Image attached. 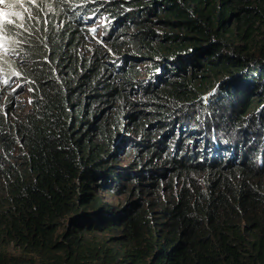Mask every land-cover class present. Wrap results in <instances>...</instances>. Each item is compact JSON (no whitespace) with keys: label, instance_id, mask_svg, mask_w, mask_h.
Returning <instances> with one entry per match:
<instances>
[{"label":"trees","instance_id":"trees-1","mask_svg":"<svg viewBox=\"0 0 264 264\" xmlns=\"http://www.w3.org/2000/svg\"><path fill=\"white\" fill-rule=\"evenodd\" d=\"M7 19L25 27L0 78L31 102L0 91V238L23 250L0 264H264V0H37ZM99 190L129 201L100 216Z\"/></svg>","mask_w":264,"mask_h":264},{"label":"rangeland","instance_id":"rangeland-1","mask_svg":"<svg viewBox=\"0 0 264 264\" xmlns=\"http://www.w3.org/2000/svg\"><path fill=\"white\" fill-rule=\"evenodd\" d=\"M30 3L27 2V0H23V2H17V0H14L13 4H4L0 5V9H2L5 13H8V15L12 16H18L20 19V16L23 15L24 13L30 12L31 8ZM103 25V21H98L97 23L91 24V29L93 32H91V35L89 37V46L94 47L96 46V43H99V36L101 35L102 28L101 26ZM98 30V33L96 32ZM0 44H3V47L0 48H6V44L4 43L3 37H0ZM141 72L142 75L146 74V66L143 64L141 66ZM17 85H20L18 80H15V83L13 82H7L5 79L0 78V91L2 90L4 92V97L8 95L11 91L16 90L17 98L18 100L22 101V103L25 105L24 112L29 110V99L27 93L25 91H22L17 87ZM22 85H20L21 87ZM18 90V91H17ZM133 157L128 154L124 157L121 158V163L130 165L132 162ZM98 194L101 195L103 199V203L106 205V209L103 210V206L97 207L93 211H97L100 216H106L107 214H111L113 212L118 213L121 211L124 207H126L129 198L128 195L126 194H120L117 192H112V191H102L99 190ZM71 218H67L65 222V226L69 225V220ZM79 222L83 223L86 222V214L82 213L78 216ZM83 233L85 236L95 242H98L100 244L105 243L111 247H116L119 245L118 241L122 239V232L114 231V230H104V229H99V230H83ZM114 238L115 240H111ZM0 238V250L2 248H5L7 252L17 254L22 252L21 248L14 246V244H3L1 242ZM30 256H36L34 254H29Z\"/></svg>","mask_w":264,"mask_h":264},{"label":"snow or ice","instance_id":"snow-or-ice-1","mask_svg":"<svg viewBox=\"0 0 264 264\" xmlns=\"http://www.w3.org/2000/svg\"><path fill=\"white\" fill-rule=\"evenodd\" d=\"M17 2H23V0H17ZM27 2L30 4H35L37 3V0H27ZM5 3H6V0H0V5H4ZM7 16H8V13H5L2 9H0V37H4V38H7V33L12 31V29L17 28V27L23 29L25 27L23 23L17 24L14 19H7ZM22 19L24 18L22 17ZM32 19H33L32 16L27 17V20H32ZM13 43H15V41ZM0 47H3V44H0ZM9 51H12L15 54L14 49H10V48L4 49L5 54H7ZM15 75H20V74L15 73ZM17 87L19 88L20 86L17 85Z\"/></svg>","mask_w":264,"mask_h":264}]
</instances>
